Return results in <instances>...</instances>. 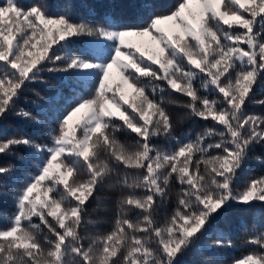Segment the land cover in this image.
I'll return each mask as SVG.
<instances>
[{
	"label": "snow or ice",
	"instance_id": "obj_1",
	"mask_svg": "<svg viewBox=\"0 0 264 264\" xmlns=\"http://www.w3.org/2000/svg\"><path fill=\"white\" fill-rule=\"evenodd\" d=\"M51 8L48 0L0 2V122L15 115L49 138L0 139V155L23 147L32 158L19 159L36 169L9 193L15 166H0V209L14 208L10 216L0 211V264H181L234 204L264 208V176L236 186L249 154L264 148V115L247 111L264 105L256 99L264 82V0H178L141 22L74 20ZM82 37L94 39L76 51ZM45 71L73 94L58 92L64 106L42 119L18 105L29 102V85L47 82ZM172 92L189 99L166 98ZM167 104L211 123L195 139L179 137ZM38 107L46 113L52 103ZM113 174L118 217L110 231L90 233L88 204ZM174 182L176 206L161 223L157 211ZM245 243L257 250L229 264H264V228ZM208 246L233 243L221 235Z\"/></svg>",
	"mask_w": 264,
	"mask_h": 264
},
{
	"label": "trees",
	"instance_id": "obj_2",
	"mask_svg": "<svg viewBox=\"0 0 264 264\" xmlns=\"http://www.w3.org/2000/svg\"><path fill=\"white\" fill-rule=\"evenodd\" d=\"M2 2V0H0ZM22 4L31 3L32 0H20ZM51 4V11L60 14L68 10L74 20L85 18L90 22L99 23L102 19L116 20L121 22H141L146 16L152 12H164L171 9L178 0H48ZM146 4H155L156 8L146 7ZM94 38L82 37L80 42L74 45L76 51H80L84 47L83 41ZM55 47V46H54ZM59 74L42 73L46 83H33L29 85L25 96L29 102L21 100L18 107L27 109L33 114L39 115L42 119H47L53 113V110L60 109L64 106V101L57 103L55 97L57 93H62L63 97H69L73 93L57 76ZM68 82L75 85L77 82L70 75ZM198 86V82H197ZM37 93L39 95H37ZM210 96H215V93H205ZM168 99L177 101H187L189 98L182 94L172 92ZM256 99H264V82L256 89ZM30 101H36L35 104ZM51 101L52 108L46 113H42L38 105H46ZM169 113L176 129V135L179 137H187L195 139L198 133L204 131L205 125L210 124V121H203L200 118L188 115V110L180 104H167ZM247 111L251 114L264 115V105L251 103L247 106ZM122 142L131 143L133 137L127 133H117ZM134 135V134H133ZM28 136L37 142L47 143L49 138L45 129H36L25 123L15 115L9 116L3 122H0V139H8L12 137ZM154 143L164 149H171L173 144L164 137L154 138ZM17 155H0V166H15L14 180L9 181L7 191L12 193L16 187H19L26 175L33 173L36 169L33 166L26 165L20 156L26 159H31V154L23 147L16 149ZM259 157L260 159H257ZM264 148L257 147L252 153L236 181L237 188L242 189L247 181L264 176ZM123 178V172L120 174ZM83 178V176H82ZM116 183V174H113L112 179L108 181L96 200H91L88 204L87 219L94 223L89 225L90 233H106L112 229L119 214V189L111 187ZM179 184L173 183L168 190V196L164 203L157 211V220L161 223L171 215L176 206L177 192ZM4 214L11 215L14 211L11 203L0 209ZM128 215L135 219L136 212L130 211ZM261 228H264V208L258 203L255 206L248 208L240 205H233L223 215L219 216L214 222L212 230L209 234L197 241L192 248L181 258V264H201V261L206 257L211 264H229L233 259L241 258L242 256L257 250V246L246 244L245 239L249 235H253ZM223 236L225 239H230L233 247L224 249H215L209 247L211 240L218 236Z\"/></svg>",
	"mask_w": 264,
	"mask_h": 264
}]
</instances>
